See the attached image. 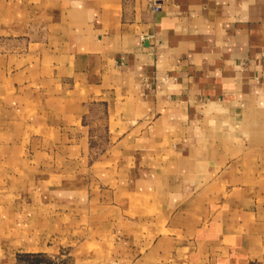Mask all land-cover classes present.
Instances as JSON below:
<instances>
[{"label": "crops", "instance_id": "crops-1", "mask_svg": "<svg viewBox=\"0 0 264 264\" xmlns=\"http://www.w3.org/2000/svg\"><path fill=\"white\" fill-rule=\"evenodd\" d=\"M26 1L41 31L0 37V186L19 140L59 141L43 171L75 211L45 232L76 255L0 264H264V0Z\"/></svg>", "mask_w": 264, "mask_h": 264}, {"label": "rangeland", "instance_id": "rangeland-1", "mask_svg": "<svg viewBox=\"0 0 264 264\" xmlns=\"http://www.w3.org/2000/svg\"><path fill=\"white\" fill-rule=\"evenodd\" d=\"M26 3V0H0V37L24 36L27 32L37 34V30L41 31V27H27L29 22L33 19L37 22L42 15L40 11L27 10ZM19 143L18 169L3 172L2 186H0V254H38L37 258L52 263L69 261L76 255V236L54 231L45 232L51 229H49L50 223L51 226L64 223V220L59 218L61 214L63 215L61 212L66 210V213L70 214L75 211L74 203H58L50 198L51 195L58 198L60 191L63 190L58 186L51 187L52 184H58L60 176L51 171L50 173L47 170L43 171L45 167L47 169L57 166L60 159L57 153L60 148L59 141L52 139L48 147L42 139L35 140V147L52 150L50 155L27 154L26 148L28 146L30 148L27 139H21ZM28 158L32 160L37 170L28 169L29 165L26 163ZM69 189L72 192L75 190L74 187ZM82 189L86 190L85 187ZM45 217L50 218L44 219ZM43 222H47L48 228L41 227ZM72 223L73 220L67 219L68 228ZM83 237L88 246L92 241L100 243V240L107 242H103L105 244L103 247L113 243L112 236L97 235L95 240L90 235ZM59 247H61L60 251Z\"/></svg>", "mask_w": 264, "mask_h": 264}, {"label": "built area", "instance_id": "built-area-1", "mask_svg": "<svg viewBox=\"0 0 264 264\" xmlns=\"http://www.w3.org/2000/svg\"><path fill=\"white\" fill-rule=\"evenodd\" d=\"M156 8H158V6L156 5Z\"/></svg>", "mask_w": 264, "mask_h": 264}]
</instances>
